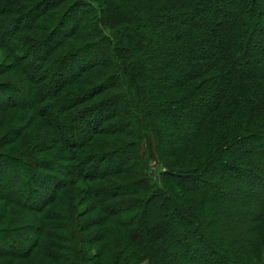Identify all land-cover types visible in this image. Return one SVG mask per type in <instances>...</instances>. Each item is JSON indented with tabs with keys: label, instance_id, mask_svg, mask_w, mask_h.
Segmentation results:
<instances>
[{
	"label": "trees",
	"instance_id": "obj_1",
	"mask_svg": "<svg viewBox=\"0 0 264 264\" xmlns=\"http://www.w3.org/2000/svg\"><path fill=\"white\" fill-rule=\"evenodd\" d=\"M134 2L0 0V264H264V28Z\"/></svg>",
	"mask_w": 264,
	"mask_h": 264
},
{
	"label": "rangeland",
	"instance_id": "obj_2",
	"mask_svg": "<svg viewBox=\"0 0 264 264\" xmlns=\"http://www.w3.org/2000/svg\"><path fill=\"white\" fill-rule=\"evenodd\" d=\"M138 0H135L134 2V5H136V2ZM211 1H215L217 3L216 7L213 6V9L212 10H216L214 14H216L219 18L218 20H220V18L222 19V23H221V27L220 28H230L231 27H227L229 26L233 20L235 19H239L241 20L244 24H245V29L248 30L250 25L249 24H255V23H258L260 26H262L264 28V16L263 17H260L259 19L256 18V17H250L248 15L249 13V7L246 6L244 3H243V0H235L233 1L234 2V9H227L228 8V3L226 4V2L224 3L225 0H211ZM261 3L263 5V8H264V1L261 0ZM224 4L226 6H224ZM113 10V16L115 17L114 20H115V24L116 25H121L120 23H122L125 19L123 18V13L119 12V11H116L115 9H111ZM227 21V22H224V21ZM131 22V21H130ZM114 24V25H115ZM61 31L57 33V37H60L61 36ZM264 35H262L263 37ZM261 34H258L255 36V39L256 40H262L261 38ZM262 43V42H261ZM260 44V43H259ZM260 59V55H256V57H254V59H252L251 62H253V64L256 66L258 65V61ZM0 61H6V58H5V53H1L0 52ZM71 66L73 68V65L72 63L70 62V64L68 66H63L62 70L60 73L64 74L65 77H68V71L71 70ZM35 73V71H34ZM61 77L63 76H60L58 77V79L60 80ZM3 80V79H2ZM143 79H141V77L138 76V78L135 80V83L136 84H141L143 85L144 84V81H142ZM55 83V82H54ZM23 87H27V84L24 83ZM28 89H29V86H28ZM22 92V97L24 98H28L29 100L33 99V95L31 92L29 91H24V90H21ZM142 93H144V90L141 89L140 92H138V96L139 98L141 97ZM69 98V97H68ZM71 98V96H70ZM62 98H59V101L61 100ZM107 109H112V105H109ZM32 114V112L30 113ZM191 113H189L190 115ZM47 122V120L44 118V119H37V123L38 122ZM34 126H37L36 123L34 124ZM74 127H79V125L75 126ZM6 133V128L3 129L2 127H0V139H9L11 140L13 138V135L9 134H5ZM177 133L179 134H182L180 133L179 130H177ZM159 137L161 139V141H165L167 139V136H165V132H163L162 134H159ZM151 170L153 171V174H154V178H155V181L158 182L159 181V177L158 176V168L157 166H155L154 164H151ZM162 172V171H160ZM264 189L262 190H259L258 192H261L263 191ZM15 198H18L20 197L19 195H14ZM2 207V203H0V208ZM20 214H23V213H20ZM157 215H151V216H148V218H146L144 220V223H143V231L142 233L144 234L143 236V239L145 241V243H155V244H160V243H164V237L163 235L166 233V224H165V221L163 219V215L161 212H158L156 213ZM168 229V228H167ZM208 231V230H207ZM173 232L176 234V235H181V233L185 234L184 231H183V228L180 226V225H173ZM209 232V231H208ZM210 234V233H209ZM31 234L29 232L25 233V234H18V233H15L14 236L16 238H18L19 240L22 241V243L25 245H27V237L30 236ZM100 236V231H98L96 233V236L95 237H98ZM186 236V234H185ZM189 238V237H188ZM217 240V239H216ZM188 242V241H187ZM95 249V247H94ZM33 258H35L36 260H39L36 264H41L40 263V259L41 258V255L36 252L34 255H33ZM206 257H204L202 259V257L200 258L201 260H204ZM42 259H44L45 262H47L48 264H53L49 259H46L44 257H42ZM147 261H145L146 263ZM192 264H199V263H194V262H191Z\"/></svg>",
	"mask_w": 264,
	"mask_h": 264
}]
</instances>
